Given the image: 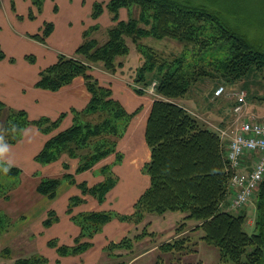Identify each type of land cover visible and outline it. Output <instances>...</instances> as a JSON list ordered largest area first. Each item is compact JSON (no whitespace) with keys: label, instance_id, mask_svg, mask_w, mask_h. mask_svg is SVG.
Returning <instances> with one entry per match:
<instances>
[{"label":"trees","instance_id":"obj_1","mask_svg":"<svg viewBox=\"0 0 264 264\" xmlns=\"http://www.w3.org/2000/svg\"><path fill=\"white\" fill-rule=\"evenodd\" d=\"M43 1H33L38 11ZM238 1H249L253 6L264 9V0ZM132 7L140 8L139 18L131 15L121 19L120 11ZM105 9L111 13L115 23L108 29L105 42L91 38L92 32L98 29L95 26L84 33L83 42L74 56L60 55L54 64L40 72L36 86L53 92L69 85L77 77L83 78L90 100L84 109L72 111L73 124L50 137L36 158L40 163L48 164L66 154L79 160L77 172L89 170L111 155L120 162L119 141L137 113H129L114 97L113 88L103 85L92 71L100 64L112 74L124 69V58L129 56V44L132 42L141 59L133 81L134 91L143 95V88L155 82V98L145 129V142L150 149V159L146 164L150 185L130 215L92 212L74 216L81 235L74 246L59 247V254H74L89 248L91 244L86 238L98 233L114 217L139 224L147 214L179 211L187 213L185 219L197 223L194 230H202L204 235L201 239L218 248L222 262L263 264L264 231L260 228L253 234L248 233L247 214H235L228 209V186L232 173L226 160V146L222 144L218 131L201 122L180 101L203 79L222 78L236 82L253 71L264 76V50L198 1L109 0L105 5L96 2L93 18H99ZM52 31L53 24L46 23L43 36L36 35L35 38L44 40ZM148 37L184 42L186 52L166 55L143 45L142 40ZM217 51H224V56L216 57ZM5 57L6 53L0 47V60ZM65 116L66 113H62L56 120L42 117L31 121L25 110L11 109L0 101V155L5 145L19 140L27 126L36 125L49 134L58 128ZM5 173L19 175L18 169L12 167H7ZM65 178L75 183L73 175L67 174ZM115 184L116 178L110 171L102 183L91 189L84 184L80 187L103 201ZM60 185L61 179L46 178L37 190L54 199ZM258 193L259 199H264V182ZM6 194L1 193L0 196ZM83 201V198L74 199L73 206ZM69 211H72L71 207ZM3 219L0 218V233L3 232ZM53 220L51 211L45 223L51 224ZM258 225L256 221V229ZM184 228L185 223H182L177 231ZM151 234L154 233L145 230L133 239L128 237L118 243L111 242L105 247L106 252L112 256L115 249L131 250L134 241ZM190 243L191 237H179L160 248L165 253L186 254L194 251ZM15 264H48V259L36 255L19 258Z\"/></svg>","mask_w":264,"mask_h":264},{"label":"crops","instance_id":"obj_2","mask_svg":"<svg viewBox=\"0 0 264 264\" xmlns=\"http://www.w3.org/2000/svg\"><path fill=\"white\" fill-rule=\"evenodd\" d=\"M108 1L44 0L42 9L38 11L34 9L32 1L16 0L18 6L15 11L11 0H0V47L6 53V57L0 60V101L11 109L25 110L31 121L42 117L56 120L66 113L58 128L49 134L36 125L27 126L19 140L5 145L0 155L3 163L18 169L21 175L20 182L8 189L5 196H0V200L7 203L13 216L27 214L36 222L32 236L38 238L40 253L48 259V264H99L103 256H109L105 247L126 238L135 224L119 218L112 219L104 225L101 233L86 238L91 244L89 248L60 255L59 247L74 246L81 235V228L73 217L107 211L130 215L135 203L150 185L149 175H143V167L150 159L145 129L154 98L151 94L144 92L140 95L134 91L133 81H128L124 75L127 65L115 74L99 65L93 67L92 71L103 85L113 88L115 97L129 113H137L119 141L120 162L116 161L115 155H111L93 168L77 172L79 160L66 154L48 164L40 163L36 158L50 137L73 124L72 111L84 109L90 100L83 78L77 77L69 85L53 92L36 86L40 72L54 64L60 55L74 56L86 31L95 26L109 29L115 24L107 9L96 20L92 16L96 2L105 5ZM34 10H37L36 13ZM128 16V10L120 11L121 19ZM46 23L53 24L51 34L44 40L35 38L36 35L43 36ZM138 60L140 63L139 57ZM181 104L189 110L184 102ZM110 167L113 168V175H116V184L103 201L87 193V190L83 191L80 184L91 189L102 183L107 176L104 169ZM67 174L73 175L75 183L65 178ZM46 178L61 179L54 199L37 190L40 182ZM75 198H83L84 201L73 206ZM70 207L72 211H69ZM51 211L54 220L47 225L45 221Z\"/></svg>","mask_w":264,"mask_h":264},{"label":"rangeland","instance_id":"obj_3","mask_svg":"<svg viewBox=\"0 0 264 264\" xmlns=\"http://www.w3.org/2000/svg\"><path fill=\"white\" fill-rule=\"evenodd\" d=\"M15 1L11 0V5L14 8L13 10L16 11L18 5L16 6ZM30 1L33 3L35 0ZM192 1H198V4L207 6L217 12L224 23L247 35L258 48L264 50V9L253 6L252 2L249 3V1L246 3H241L238 0ZM139 9L138 7H132L128 10L129 16L132 15L139 18ZM107 31L108 29L100 27L92 32L91 38H96L100 43H103L107 40ZM142 44L161 51L166 55L186 52V44L184 42L169 38L159 40L148 37L142 40ZM129 45L131 52L127 58H124L125 67L127 65L128 71L125 69L124 75L128 81H134L141 61L140 63L138 62L140 55L137 53L135 45L132 42ZM224 54V51H217L216 57L222 58ZM99 66L102 67L101 64ZM220 87H224V92L220 96H216V91ZM143 90L155 98V82L148 87H144ZM241 93H245L246 95L245 115L254 114L257 117H264V76L255 71L250 72L247 77L236 82H229L222 78L203 79L192 88L191 92L184 99H181L180 104L184 102L189 107V112H192L205 125L218 131L221 142L225 147L241 122L236 124L235 120L237 117L234 112L238 95ZM7 167L8 165L0 160V195L7 192L8 189L21 180V175H7L5 173ZM111 169L113 168L110 167L107 170L106 175L110 173ZM143 171V175L144 173L148 174L147 165L143 167ZM258 194L251 203L241 209L228 207L235 214L240 212L247 214L246 231L250 234H253L260 228L264 231V199H259ZM107 212L117 213L115 211ZM186 215L187 213L179 211L167 212L165 214H147L143 222L133 226L126 238L133 239L145 230L148 233L154 234L134 241V246L131 250L115 249L112 256H108L107 254L103 256L99 264H233L222 262L218 248L209 245L201 239L204 235L203 231L200 229L194 230L197 223L194 220L185 219ZM1 217H4L3 220L5 221L1 225L3 226V232L0 233V264H15L19 258L42 255L39 249L38 238L32 236L35 233L34 227L36 222H33L27 214L13 216L12 210L10 211L7 203L0 200ZM113 219H118V217H114ZM122 221L128 222L126 220ZM256 221L259 222L257 229ZM182 223H185V228L178 232L177 228ZM103 228L104 226L98 233H101ZM187 236L191 237L190 245L194 250L193 252L186 254L165 253L160 248L163 244L169 243L176 238Z\"/></svg>","mask_w":264,"mask_h":264},{"label":"built area","instance_id":"obj_4","mask_svg":"<svg viewBox=\"0 0 264 264\" xmlns=\"http://www.w3.org/2000/svg\"><path fill=\"white\" fill-rule=\"evenodd\" d=\"M224 88L216 91L220 96ZM246 95H238L234 108L237 129L226 145V160L231 177L228 202L232 209H241L252 202L264 182V117L245 115ZM242 119V120H241Z\"/></svg>","mask_w":264,"mask_h":264}]
</instances>
